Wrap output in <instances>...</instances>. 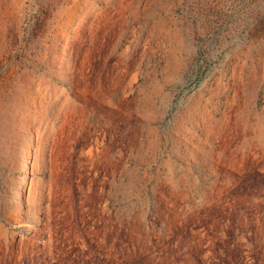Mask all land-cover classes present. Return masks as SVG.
Wrapping results in <instances>:
<instances>
[{
  "label": "rangeland",
  "instance_id": "rangeland-1",
  "mask_svg": "<svg viewBox=\"0 0 264 264\" xmlns=\"http://www.w3.org/2000/svg\"><path fill=\"white\" fill-rule=\"evenodd\" d=\"M0 264H264V0H0Z\"/></svg>",
  "mask_w": 264,
  "mask_h": 264
}]
</instances>
